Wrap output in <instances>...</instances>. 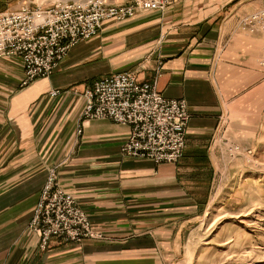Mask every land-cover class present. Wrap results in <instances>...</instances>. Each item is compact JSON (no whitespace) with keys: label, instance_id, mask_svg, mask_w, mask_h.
I'll return each mask as SVG.
<instances>
[{"label":"crops","instance_id":"crops-1","mask_svg":"<svg viewBox=\"0 0 264 264\" xmlns=\"http://www.w3.org/2000/svg\"><path fill=\"white\" fill-rule=\"evenodd\" d=\"M262 9L264 0H169L163 10L104 24L50 77L25 88L21 60L0 58V264H164V252H178L185 224L212 202L227 101L252 87L264 90L257 65L264 34L242 25ZM123 72L156 81L165 98L187 103L191 119L177 164L123 156L129 126L83 123L84 92ZM54 91L60 94L52 97ZM52 172L97 239L76 245L53 238L41 249L29 223Z\"/></svg>","mask_w":264,"mask_h":264},{"label":"built area","instance_id":"built-area-1","mask_svg":"<svg viewBox=\"0 0 264 264\" xmlns=\"http://www.w3.org/2000/svg\"><path fill=\"white\" fill-rule=\"evenodd\" d=\"M169 0H133L116 6L105 0L56 2L50 8L23 6L0 13V58H19L21 86L50 77L69 50L95 38L104 24L131 20L141 11L163 10ZM242 25L252 34H264V9L247 16ZM264 69V56L259 60ZM59 91L52 92L56 97ZM83 123L108 120L131 128L121 149L123 156L150 160L156 165L177 164L184 156L191 116L184 100L165 98L156 81H139L133 73L107 75L83 94ZM238 151L239 148L233 149ZM29 231L46 250L53 238L81 245L97 239L87 213L63 190L54 172L42 189Z\"/></svg>","mask_w":264,"mask_h":264},{"label":"rangeland","instance_id":"rangeland-1","mask_svg":"<svg viewBox=\"0 0 264 264\" xmlns=\"http://www.w3.org/2000/svg\"><path fill=\"white\" fill-rule=\"evenodd\" d=\"M72 1L0 0V13ZM252 88L227 101L212 202L196 223L185 224L179 251L164 252V264H264V90Z\"/></svg>","mask_w":264,"mask_h":264}]
</instances>
